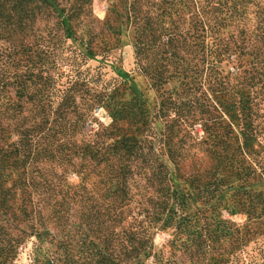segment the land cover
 Listing matches in <instances>:
<instances>
[{"label":"trees","instance_id":"1","mask_svg":"<svg viewBox=\"0 0 264 264\" xmlns=\"http://www.w3.org/2000/svg\"><path fill=\"white\" fill-rule=\"evenodd\" d=\"M234 1L120 0L98 25L90 0H0V210H9L15 223V248L24 228L36 239L32 264L161 260L151 230L172 199L169 175L186 157L188 136L179 121L185 113L179 111L198 102L204 70L213 91L224 86L216 64L235 47L221 36L241 13ZM120 18L133 29L136 68L160 92L154 116L177 115L155 138L141 102H123L119 86L81 69L89 57L107 59ZM173 80L177 86L166 90ZM94 107L134 130L119 135L99 123L85 131ZM208 123L220 124L210 116ZM148 187L156 206L135 212L133 190L142 197ZM209 247L204 240L199 249ZM161 261L200 264L194 256Z\"/></svg>","mask_w":264,"mask_h":264},{"label":"rangeland","instance_id":"2","mask_svg":"<svg viewBox=\"0 0 264 264\" xmlns=\"http://www.w3.org/2000/svg\"><path fill=\"white\" fill-rule=\"evenodd\" d=\"M90 1L98 25L108 15L109 5H120V0ZM234 3L241 13L222 29L221 36L234 42L235 47L216 64L225 79L224 86L219 92L213 91L204 79L208 72L204 70L202 87L195 93L198 102L179 111L185 113L179 121L188 136L186 157L181 170L169 175L172 199L151 230L161 260L170 255L179 262L194 256L200 264H264V0ZM115 27L110 50L104 53L107 59L102 62L101 55L89 57L81 69L98 75L101 84L119 86L123 102H141L151 120L149 133L155 138L165 122L177 115L171 110L154 116L160 92L134 64L131 24L120 18ZM174 86L175 80L164 87L169 90ZM208 101L219 104L207 110L197 106ZM192 115L189 123L186 117ZM209 116L216 117L220 124L204 126V118ZM99 123L119 135L134 130L126 120L114 121L108 110L94 107L84 129H95ZM215 167L218 172L212 170ZM141 181L145 185V180ZM153 192L154 188L148 187L141 197L140 191L133 190L132 209L154 208L156 204L149 198L155 200ZM14 224L10 211L0 210V264H32L37 241L24 228L26 236L15 248L13 238L18 231ZM204 240L210 247L201 252ZM189 243L191 248L186 247ZM153 260L150 257L147 264ZM161 260L156 264H162Z\"/></svg>","mask_w":264,"mask_h":264}]
</instances>
